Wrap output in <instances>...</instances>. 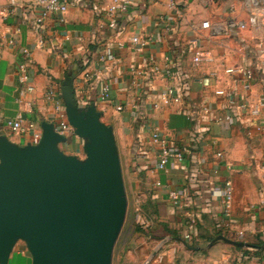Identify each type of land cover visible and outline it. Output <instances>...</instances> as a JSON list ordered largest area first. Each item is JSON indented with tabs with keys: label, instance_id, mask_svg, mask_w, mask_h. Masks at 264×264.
I'll return each mask as SVG.
<instances>
[{
	"label": "crops",
	"instance_id": "obj_1",
	"mask_svg": "<svg viewBox=\"0 0 264 264\" xmlns=\"http://www.w3.org/2000/svg\"><path fill=\"white\" fill-rule=\"evenodd\" d=\"M115 1L71 0L65 15L39 22L42 8L34 0H0V136L19 146L35 145L43 122L57 129L59 115L46 95L54 90L66 113L62 85L69 76L79 106L95 104L102 122L113 128L122 169L128 168L129 178L140 175L141 197L150 212L143 227L147 240L135 252L139 261L150 247L149 258L156 259L162 244L167 256L155 264H264L246 252L259 251L253 246L264 242V110L253 117L239 106L264 98V62L253 43L264 32L237 27L248 19V0H224L225 6L216 10L203 8L200 0H131L126 11L112 14ZM205 20L230 29L229 35L214 37L200 30ZM136 36L152 41L139 51L132 43ZM25 51L33 92L18 79ZM200 51L210 52L213 61L196 64ZM165 57L181 75L184 100L155 109L170 85ZM153 64L162 71L155 73ZM238 66L254 73L250 91L240 78L225 73ZM105 86L110 97L102 101ZM20 117L24 126L33 123L35 128L14 132L8 123ZM155 131L172 152L164 168L159 166L160 147L152 141ZM57 132L67 138L60 144L64 153L79 157L84 152L74 128L69 134ZM227 181L233 187L228 216L222 198L213 195ZM173 191L179 194L178 204L170 198ZM219 235L252 247L237 250L217 242L206 253L204 245ZM14 253L32 264L27 246L18 243L10 262Z\"/></svg>",
	"mask_w": 264,
	"mask_h": 264
},
{
	"label": "water",
	"instance_id": "obj_2",
	"mask_svg": "<svg viewBox=\"0 0 264 264\" xmlns=\"http://www.w3.org/2000/svg\"><path fill=\"white\" fill-rule=\"evenodd\" d=\"M62 95L86 158L60 149L67 138L53 123H42L35 145L0 136V264H9L19 241L26 243L32 264H113L128 207L114 130L95 104L79 106L69 76ZM217 242L252 247L224 235L208 246Z\"/></svg>",
	"mask_w": 264,
	"mask_h": 264
},
{
	"label": "built area",
	"instance_id": "obj_3",
	"mask_svg": "<svg viewBox=\"0 0 264 264\" xmlns=\"http://www.w3.org/2000/svg\"><path fill=\"white\" fill-rule=\"evenodd\" d=\"M38 6L42 8V13L40 18L38 19L39 22L44 21L45 19L53 16V15H65L68 12L71 0H34ZM238 1V0H237ZM242 1V0H241ZM244 2V1H243ZM131 3V0H116L114 4L109 8L110 13H116L118 11H126ZM248 19L247 21L241 22L237 25L239 30L246 31V30H254L257 32H264V0H248ZM236 5H231V9L235 10ZM200 30L209 32L210 35L214 37L219 36H226L229 35L228 28L219 25V24H212L209 20L202 21L200 24ZM152 41V38L142 39L139 36L132 38V43L137 46L139 51H143L149 42ZM254 43V51L257 53L258 57L262 59L264 62V35H259L253 40ZM25 61L19 65L18 70V79L19 82L22 84L27 85V89L31 92L34 91V87L29 84L31 79V74L29 71V65L27 62V58L29 57V52L25 51ZM213 61V56L210 52L207 51H200L194 57V62L196 64H202L204 62H211ZM165 70L164 74L170 79V85L167 89H165L160 94V103L154 104L155 109H159L161 106L170 107L173 105L179 106L183 104L184 92H183V80L181 78L180 73L175 71L171 66V59L170 57H165ZM152 69L155 73H160L162 70L159 66L152 65ZM225 73L229 75H234L243 83V88L246 91H250L252 89V81L254 77V73L243 66L238 67H230L225 69ZM110 87L105 86L103 88L101 94V100L107 101L110 97ZM230 97V96H229ZM47 101L53 102L56 107V111L59 115V123L56 131H59L63 134H69L73 132V128L71 127L70 123L68 122L67 115L63 109V105L61 104L60 100L57 98L54 90H49L46 95ZM230 104L234 105L235 101L233 99L230 100ZM240 108L243 110H248L249 114L253 117L261 116L262 111L264 110V98L260 99L259 101H254L250 103H240ZM118 110H122L121 107ZM209 108H204L205 113H209ZM8 125L14 132H27L28 130H33L35 125L33 123L29 124L28 126L23 125V120L20 117L16 121H10ZM261 127L257 126L256 131H261ZM251 136L252 133L249 132ZM41 138L40 134H35L34 140L39 141ZM152 141L160 147V155H159V166L164 168L168 165L170 157L172 155L171 150L168 147L166 139H164L158 131L153 132L152 134ZM220 155V154H218ZM176 158L179 162L183 161V154L181 152L176 153ZM157 186H161V183L158 182ZM170 198L174 201L175 204H178L179 201V194L177 191L170 192ZM213 195L216 197H220L224 203V210L226 215L228 216L229 212L232 208V200H233V187L230 181L225 183L224 189L216 190L213 192ZM264 204V200H263ZM240 237L245 236L244 231H240L238 234ZM188 238V237H187ZM162 244L157 247L155 250V254L157 256L156 259L150 257L145 262V264H155V261L158 263L162 262L163 258L167 255L165 252H162ZM217 264H222V261L217 262Z\"/></svg>",
	"mask_w": 264,
	"mask_h": 264
},
{
	"label": "rangeland",
	"instance_id": "obj_4",
	"mask_svg": "<svg viewBox=\"0 0 264 264\" xmlns=\"http://www.w3.org/2000/svg\"><path fill=\"white\" fill-rule=\"evenodd\" d=\"M200 1H202L201 6L203 8L207 7L216 10V8L219 9L222 6H225L224 0H200ZM79 158L82 160L86 158L84 152L80 154ZM124 169L122 170H123L124 184L126 188L128 207H127L126 219L114 249L115 256L113 257V264H145L146 260L149 258L151 252L153 251V247L147 249L145 254L141 257L142 258L141 261H139V259L136 258L135 252L138 251L137 247L143 245L147 240V234L145 229H143V227L145 225L144 223L149 221L148 214L150 212V206L148 202L143 200V198L141 197L142 187L140 185V175L135 174L134 177L129 178L130 174L128 173V168L124 166ZM18 243L26 246V243L23 241H19ZM261 243L264 244V242ZM204 247L206 248L205 250L206 253H209L212 248V247L208 248L207 244H205ZM237 250H240V248H237ZM246 252H248L247 257L259 256V258L264 260V247L262 249H259V251L252 250ZM10 264H25V260L18 253H14ZM177 264H179V262Z\"/></svg>",
	"mask_w": 264,
	"mask_h": 264
},
{
	"label": "trees",
	"instance_id": "obj_5",
	"mask_svg": "<svg viewBox=\"0 0 264 264\" xmlns=\"http://www.w3.org/2000/svg\"><path fill=\"white\" fill-rule=\"evenodd\" d=\"M213 240V238L210 240V242ZM254 248H257V249H262L264 247V244L260 243L258 245H255L253 246Z\"/></svg>",
	"mask_w": 264,
	"mask_h": 264
}]
</instances>
